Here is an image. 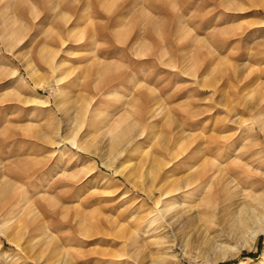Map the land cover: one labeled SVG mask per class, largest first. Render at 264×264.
I'll return each instance as SVG.
<instances>
[{
  "label": "rangeland",
  "instance_id": "obj_1",
  "mask_svg": "<svg viewBox=\"0 0 264 264\" xmlns=\"http://www.w3.org/2000/svg\"><path fill=\"white\" fill-rule=\"evenodd\" d=\"M262 90L264 0H0V264H131L138 249L264 264V234L240 249L220 233L227 216L205 215L215 184L173 200L192 215L162 220L147 174L169 162L164 179L183 184L204 161L262 174ZM135 121L143 134L110 156L106 130Z\"/></svg>",
  "mask_w": 264,
  "mask_h": 264
},
{
  "label": "bare ground",
  "instance_id": "obj_2",
  "mask_svg": "<svg viewBox=\"0 0 264 264\" xmlns=\"http://www.w3.org/2000/svg\"><path fill=\"white\" fill-rule=\"evenodd\" d=\"M21 32H23V31L21 30L19 32V31H16L14 29L9 31V35H10L11 41L13 43H16L18 36ZM260 75H261V73H260ZM246 84H247V88H250V87L253 88L255 82L253 80V81L247 82ZM260 92L261 93L258 95V98H257V104L253 108L255 111H264V92H263V90ZM153 106H156V105H153ZM251 107H253V106H251ZM248 109H251V108L248 107ZM158 110H159V108H158ZM146 111H147V108H146ZM148 113L150 115L148 118L151 119L153 117H157L158 111L155 107H153V109L148 110ZM253 115H254V113H253ZM262 116H264V114H262ZM139 117L141 118V116H139ZM142 119H143V115H142ZM142 119H140L141 123H142ZM123 121H125V120L123 119ZM257 125H258V128L262 132H264V120L261 121L260 123H257ZM137 128H138L137 121H135L133 123L132 122H129V123L126 122L125 126L124 127L122 126V129L120 128L117 131H115V129L111 130L110 128H108V130H106V132H107V135L109 134L110 136H108L109 137L108 142H107V145L105 146L106 152L110 156L116 157V159H117V157H120L123 153H126V151L128 150V146H131L132 143L143 134V131L140 132L141 129L138 130ZM134 143H136V142H134ZM130 148L131 147H129V149ZM124 155L126 156V154H124ZM169 157H171V156H169ZM173 157L174 156H172V158ZM111 160H113V159H111ZM262 161L257 162V165L255 167L256 169H254L256 172L262 171L263 173L260 175L259 174H251V173L244 174V173H242L243 171H241L240 169H238V170H227V169L223 170L220 167H217L216 171L213 170L214 168L208 170V168H207L209 166L208 162L204 161L203 164L205 166L203 167V170L200 172L196 171L197 174L194 172L196 174L195 178H189L191 174L188 175L189 177L188 178L186 177L187 179H185L186 181H184L185 184L184 183L180 184L181 181L179 183L173 182L174 184H172V183L168 184L166 179H164V173L161 171L163 170V167H166L169 162H167V163L158 162V163H156V165H153L152 168L150 166L151 165V163H150L149 166L151 169L148 170L149 172L147 171V174L150 173V177L149 176L148 177L150 179L149 182L151 185L149 183L148 184L150 187L157 188L156 191H158V193H159L157 199L155 200L156 206H158L159 204L161 205L160 209L157 211V214L160 217L159 219L164 220L166 217H169L168 218L169 220H171L172 218H180V220H181L182 217H187L190 214L192 215V213L196 210V208H198L197 206H195V205L194 206H190V205L185 206V204L181 205L179 203H174L173 200L176 198L178 199V197H181V198H183V200H185L186 198L190 197L191 195H196V193H198L200 190L204 189L209 184V182H211V184H213V185L215 184V186H213L214 196L209 195V194L207 195V197L205 196V198H206V200H205L206 204H205V210H204L205 215H207L208 217L209 216L213 217V216L224 214L222 216V218L224 216H227L226 220L223 219L224 222H222V226H221L222 228H221L220 233L224 236L226 235L227 238L234 240V242L241 241L242 243L240 242L241 243L240 249L250 248L254 244V242L256 241L257 237L264 234V193L263 192H262V194L257 193V191L260 189V186L262 185V183H264V171H263L264 169H262L263 166L261 167V165L264 161L263 162ZM152 164H153V162H152ZM107 167L112 168V163L107 164ZM122 171H124V169L123 170L117 169V172L121 175H123ZM141 171H142V169H141ZM235 171L238 172L236 177L237 176H241V177L244 176L245 177L244 182H239L236 185V187L234 186L235 188H237L238 186L241 187V190L238 192L234 191V189H233L234 187L231 186V184L235 181V178L233 176V174H236ZM127 173H129V172H127ZM140 174H141V172H140ZM226 175H227V177H226ZM130 176L132 177V175H130ZM130 176L127 177L125 175L124 176L125 180L128 181L130 184H132L134 187H137L136 186L137 182L134 181L133 178L131 179ZM135 176H136V174H135ZM195 183H197L196 186H194ZM166 184H168V185H166ZM219 185H221L220 188L218 187ZM139 187L138 188L140 190L146 192V188L143 187V185H142V187L141 186H139ZM246 189H249L252 192L249 195V202L250 203L249 202H241L240 204H238V206H236L235 210L234 209L232 210L231 208H233L234 205H236L237 200L240 199V195H241L240 193ZM232 192H235V193H232ZM5 194L6 195L9 194L7 189H6ZM192 197H194V196H192ZM213 198H214V200H212ZM211 200L213 202H211ZM157 208H159V207H157ZM170 222H172V221H170ZM161 235L163 237L164 234H161ZM164 236H166V235H164ZM166 239H168V238H166ZM125 241H126V239H125ZM154 244L159 245L160 241L156 242ZM142 251L143 250L138 249L136 252H134L132 254H128L126 257L129 261H131V264H171L168 261L169 258H167L166 256H163L161 254L159 256H155V255L151 256L150 252L145 253ZM163 253H164V251H163ZM166 253L168 254V252H166ZM224 255H227V254H224ZM262 258H263V256H262Z\"/></svg>",
  "mask_w": 264,
  "mask_h": 264
}]
</instances>
